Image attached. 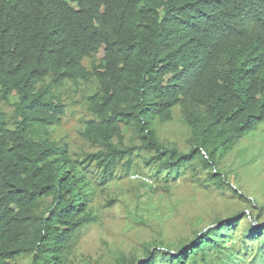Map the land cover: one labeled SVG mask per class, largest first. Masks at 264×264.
Segmentation results:
<instances>
[{"label":"trees","instance_id":"obj_1","mask_svg":"<svg viewBox=\"0 0 264 264\" xmlns=\"http://www.w3.org/2000/svg\"><path fill=\"white\" fill-rule=\"evenodd\" d=\"M67 87L89 93L87 148L51 138ZM175 108L184 150L159 138ZM263 121L264 0H0V264H86L76 249L98 219L96 188L130 174L158 198L184 177L259 211L102 264H264L262 205L216 159Z\"/></svg>","mask_w":264,"mask_h":264},{"label":"rangeland","instance_id":"obj_2","mask_svg":"<svg viewBox=\"0 0 264 264\" xmlns=\"http://www.w3.org/2000/svg\"><path fill=\"white\" fill-rule=\"evenodd\" d=\"M88 94L84 88L74 87L59 92L67 105V114L51 138L67 143L71 149L88 147L77 132L85 115V97ZM3 107L8 113L12 110L10 106ZM159 133L162 141L167 142L168 139L177 143L180 149H186L185 128L178 109H174L173 119L161 127ZM216 159L219 167L227 173L231 185L239 187L250 199L262 205L259 221L264 220V121ZM132 175L112 181L109 186L96 188L98 219L81 234L76 249L77 256L83 254L88 260L86 264H95L100 256L102 264L103 259L111 260L119 251H133L141 256L142 243L153 236L164 237L172 243L188 234L190 223L204 226L213 217L228 215L242 208L252 211V214L259 211L257 207L252 208L250 202L228 194L220 195L202 186L192 190L188 184H183L186 181L184 177L179 178L177 185L182 184L172 189L171 196L158 198L146 194L147 189L141 186L140 181L132 180ZM112 199L111 207L101 206ZM199 217H206L205 221L200 222ZM83 259L78 258V261Z\"/></svg>","mask_w":264,"mask_h":264},{"label":"built area","instance_id":"obj_3","mask_svg":"<svg viewBox=\"0 0 264 264\" xmlns=\"http://www.w3.org/2000/svg\"><path fill=\"white\" fill-rule=\"evenodd\" d=\"M133 177V176H132Z\"/></svg>","mask_w":264,"mask_h":264}]
</instances>
